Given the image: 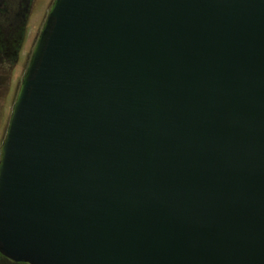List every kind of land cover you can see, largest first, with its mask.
I'll list each match as a JSON object with an SVG mask.
<instances>
[{"label": "water", "instance_id": "obj_1", "mask_svg": "<svg viewBox=\"0 0 264 264\" xmlns=\"http://www.w3.org/2000/svg\"><path fill=\"white\" fill-rule=\"evenodd\" d=\"M0 255L264 264V0H52L0 144Z\"/></svg>", "mask_w": 264, "mask_h": 264}, {"label": "rangeland", "instance_id": "obj_2", "mask_svg": "<svg viewBox=\"0 0 264 264\" xmlns=\"http://www.w3.org/2000/svg\"><path fill=\"white\" fill-rule=\"evenodd\" d=\"M51 3L52 0L33 1L15 58L5 56L3 53L1 42L5 26H0V144L6 131L21 76Z\"/></svg>", "mask_w": 264, "mask_h": 264}, {"label": "flooded vegetation", "instance_id": "obj_3", "mask_svg": "<svg viewBox=\"0 0 264 264\" xmlns=\"http://www.w3.org/2000/svg\"><path fill=\"white\" fill-rule=\"evenodd\" d=\"M34 0H0V26H5L2 50L5 56L15 58L20 40L31 13ZM0 264H28L15 262L0 255Z\"/></svg>", "mask_w": 264, "mask_h": 264}]
</instances>
